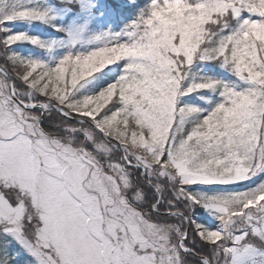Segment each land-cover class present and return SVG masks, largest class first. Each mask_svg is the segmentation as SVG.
Masks as SVG:
<instances>
[{
  "label": "snow or ice",
  "instance_id": "obj_1",
  "mask_svg": "<svg viewBox=\"0 0 264 264\" xmlns=\"http://www.w3.org/2000/svg\"><path fill=\"white\" fill-rule=\"evenodd\" d=\"M0 264H264V0H0Z\"/></svg>",
  "mask_w": 264,
  "mask_h": 264
}]
</instances>
